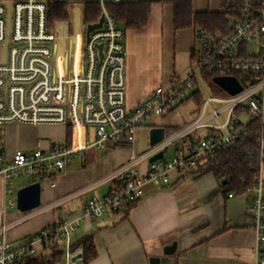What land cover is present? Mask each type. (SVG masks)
Here are the masks:
<instances>
[{
	"label": "built area",
	"instance_id": "1",
	"mask_svg": "<svg viewBox=\"0 0 264 264\" xmlns=\"http://www.w3.org/2000/svg\"><path fill=\"white\" fill-rule=\"evenodd\" d=\"M126 1L0 0V125H66L71 130L68 142L47 150H18L10 160L0 156L6 193L14 191L16 175L38 176L39 181L55 186L56 175L73 161L85 158L90 149L131 147L147 118L175 110L195 93L202 97L198 117L139 159L165 152L194 131H206L178 148L170 159L163 154L150 162L144 173L134 167V160L119 168L110 178L118 180L120 187L88 199L78 219L51 223L20 242L0 238V264L51 256L58 247L65 264H86L81 247L72 245L81 219L121 212L143 198L146 185L160 187L170 182L173 173L199 171L208 157L237 144L255 119L261 124V147L264 143V0H221L220 11L230 20L227 32L199 29L189 73L174 79L169 88L157 86L135 107L127 103L126 29L107 8L109 3ZM88 4H98L102 10L92 23L85 20ZM59 12L64 17H56ZM102 16V26L88 33V25L98 23ZM211 76L222 90L214 77L234 76L242 89L236 94L226 91L228 96L214 95L205 82ZM263 155L262 150V159ZM245 192L251 196L248 213L257 237L255 264H264L263 160L255 184ZM233 195L229 193V197ZM15 205L10 199L6 207ZM5 229L2 226L0 234Z\"/></svg>",
	"mask_w": 264,
	"mask_h": 264
},
{
	"label": "crops",
	"instance_id": "2",
	"mask_svg": "<svg viewBox=\"0 0 264 264\" xmlns=\"http://www.w3.org/2000/svg\"><path fill=\"white\" fill-rule=\"evenodd\" d=\"M221 7V0H193L195 11H220ZM196 39L194 27L175 29L173 5L168 3L154 2L144 27L126 29L128 105L135 107L157 86L169 88L174 79L186 76ZM192 100L197 101L193 96L161 120L158 115L147 118L131 147L92 148L85 158L73 161L56 175L55 186L44 180L41 205L24 214L15 210L17 199L13 208L6 207L13 199L8 197L10 193H6L0 175V229L6 226L0 238L20 242L51 223L78 219L88 199L103 197L120 187V182L110 175L132 160L136 169L146 172L150 161L139 157L152 147L150 130L164 127L165 136L171 137L181 125H188L186 121H194L198 117L195 112L177 110ZM150 118L153 120L149 123ZM172 129L176 131L167 135ZM198 137L191 134L172 144L164 158L170 159L178 148ZM70 139L71 130L66 125L8 123L0 125V156L10 160L18 150H47ZM262 150L264 154V143ZM37 181L42 182L31 183ZM224 182L205 166L189 175L173 173L168 184L146 185L143 198L130 209L128 206L121 212L81 219L72 243L93 237L97 256L87 264H150V257L163 256L164 247L173 242L177 247L169 256V264H255L257 237L248 213L251 196L246 192H226L221 185ZM231 192L234 195L229 197Z\"/></svg>",
	"mask_w": 264,
	"mask_h": 264
},
{
	"label": "trees",
	"instance_id": "3",
	"mask_svg": "<svg viewBox=\"0 0 264 264\" xmlns=\"http://www.w3.org/2000/svg\"><path fill=\"white\" fill-rule=\"evenodd\" d=\"M154 2L168 3L173 5L174 27L184 29L194 27L197 30H205L211 33L227 32L230 28V20L227 13L222 11H195L193 0H128L121 4H107L108 11L116 17L125 29H140L144 27L151 14V6ZM63 9L64 6H59ZM102 13L98 4L85 6V20L92 23L98 20ZM59 12L56 17H64ZM212 79V76L209 77ZM216 91L221 88L214 85ZM199 105L202 104V97L194 94ZM261 124L258 119L250 123L246 134L234 146L219 151L217 154L208 157L204 166L211 171L221 182L226 192L234 191L243 193L255 184L258 176V167L263 160L261 157L262 147L259 137ZM171 131H176L172 129ZM132 205H129V209ZM128 211V210H127ZM73 247H81L82 259L87 264L97 256V249L92 236L84 237L79 243L72 244ZM62 260L60 247L54 250L51 256L26 257L16 264H58Z\"/></svg>",
	"mask_w": 264,
	"mask_h": 264
},
{
	"label": "water",
	"instance_id": "4",
	"mask_svg": "<svg viewBox=\"0 0 264 264\" xmlns=\"http://www.w3.org/2000/svg\"><path fill=\"white\" fill-rule=\"evenodd\" d=\"M104 16L101 17L98 23L88 25V33L91 30L102 26ZM197 37H200V31L197 30ZM5 46L3 47V57L5 60ZM102 48V45H99ZM214 81L220 85L225 91L230 94H236L242 89L241 83L234 76H216ZM166 129L164 127H153L150 130V145L153 146L156 143L163 140L166 136ZM164 151H159L155 155L151 156L149 161H155L163 157ZM225 183V182H224ZM41 205V182H34L30 185L22 187L17 192V208L21 212L33 210ZM177 247V243L173 242L171 245H166L163 250V256H152L150 257V264H169L170 255H172Z\"/></svg>",
	"mask_w": 264,
	"mask_h": 264
},
{
	"label": "rangeland",
	"instance_id": "5",
	"mask_svg": "<svg viewBox=\"0 0 264 264\" xmlns=\"http://www.w3.org/2000/svg\"><path fill=\"white\" fill-rule=\"evenodd\" d=\"M205 82H206V85H207L208 90L212 94H214V95H221V96H228V93L226 91L222 90V89H221L220 92L215 90V86H214L213 79L206 78L205 79ZM177 110H179V111H184L185 110V111H187V113L188 112L189 113H194L195 112L196 115L198 116L199 113H200V111H201V106L199 105V103L197 101L192 100V102H189L188 104L181 106ZM173 111L168 112V113H166L164 115H161L157 119H160L161 120V118L167 117L168 115H170L171 113H173ZM152 120H153V118H150L149 123ZM189 122H191V121H186L185 124H189ZM183 126H184V124L181 125L179 128L181 129ZM205 131L206 130H204V129H200V130L194 131L192 134L195 135V136H198L200 134H203ZM171 134H172V131L171 130H168L167 131V135H171ZM168 152H169V150H168ZM169 156H171V155H169ZM34 180H39V177L38 176H26V177H24V176H21V175H16L14 177V184H13L14 191L12 193H10L8 195V197L9 198H12L13 200H16L17 199V192H18V190L21 187L30 184ZM41 184H42V186H44L45 185V182L42 181ZM15 210H17V207H15ZM21 213L24 214V212H21ZM59 264H65V262L64 261H61Z\"/></svg>",
	"mask_w": 264,
	"mask_h": 264
}]
</instances>
